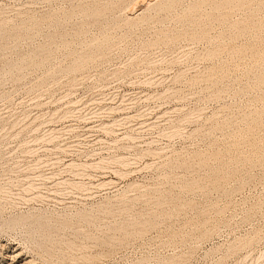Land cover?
<instances>
[{"label": "rangeland", "instance_id": "rangeland-1", "mask_svg": "<svg viewBox=\"0 0 264 264\" xmlns=\"http://www.w3.org/2000/svg\"><path fill=\"white\" fill-rule=\"evenodd\" d=\"M167 1L0 0L3 264H264V0Z\"/></svg>", "mask_w": 264, "mask_h": 264}, {"label": "bare ground", "instance_id": "bare-ground-1", "mask_svg": "<svg viewBox=\"0 0 264 264\" xmlns=\"http://www.w3.org/2000/svg\"><path fill=\"white\" fill-rule=\"evenodd\" d=\"M178 1H180V0H178ZM178 1L177 0H170L169 2L167 1L166 3H164V4H160V7L162 6V8L165 6V7H168V6H170V4L171 5H174V4H177L178 3ZM194 1V0H193ZM197 1H199V0H197ZM196 1V2H197ZM246 0H200L199 2L201 3V5H203L202 4V2L206 5V3L207 2H210V5L212 4L215 8L216 7H221V5H228V4H231V6H230V8H232L233 7V5L232 4H234V6L236 5V7L238 6V5H240V4H243L244 2H245ZM174 2H177V3H174ZM181 2V1H180ZM198 2V3H199ZM251 2V1H250ZM172 3H174V4H172ZM196 4V3H194L193 5L195 6L196 5V7H198L200 4ZM254 3V2H253ZM143 4V3H142ZM141 4V5H142ZM208 4V3H207ZM248 4V3H247ZM148 5H149V3H148ZM150 5H152V4H150ZM149 5V6H150ZM157 5V4H156ZM200 5V6H201ZM147 6V5H146ZM149 6H147V7H149ZM192 6V5H191ZM193 6V7H194ZM212 6V7H213ZM229 6V5H228ZM227 6V9L229 8ZM164 7V8H165ZM241 7V6H240ZM97 7H95L94 9H92V11L89 13V14H91V15H93L94 17H97L101 12V10H98V9H96ZM149 8H151V7H149ZM222 9H224L223 7H221ZM87 10H89V8L87 9ZM215 10V9H214ZM218 10H221L220 8L218 9ZM84 11H86V10H84ZM89 12V11H88ZM87 12V13H88ZM86 13V12H85ZM227 14V13H226ZM92 16V17H93ZM212 16V15H211ZM225 16V15H224ZM93 17V18H94ZM220 17H221V15H220ZM227 17V16H226ZM224 18V17H223ZM133 19L134 18H130V19H128V20H130V21H133ZM249 21V20H248ZM237 23V22H236ZM245 24V23H244ZM246 25V24H245ZM253 26V25H252ZM258 26H259V24H258ZM247 27V26H246ZM261 28V27H260ZM243 29H244V26H243ZM248 29H249V27H248ZM255 30V29H254ZM257 30V29H256ZM245 32V31H244ZM252 32V31H251ZM240 33V32H239ZM238 33V34H239ZM204 38V37H203ZM221 45V44H220ZM244 47V46H243ZM246 47V46H245ZM224 48H226V47H224ZM237 48V47H236ZM235 48V49H236ZM242 48V47H241ZM240 49V48H239ZM254 49V48H253ZM243 50V49H242ZM242 50H240V53H241V51ZM252 50V49H251ZM219 51H221V47L219 46V47H216V48H213V49H211V50H208V52L206 53V57H208V58H212V57H216V55L219 53ZM222 51H224V49L222 50ZM236 51H237V49H236ZM245 51H246V49H245ZM232 52V51H231ZM239 52V51H238ZM237 52V53H238ZM243 52L244 51H242V54H243ZM255 52V51H254ZM236 53V52H235ZM239 53V54H240ZM250 53H251V51H250ZM257 53V52H256ZM256 53H255V55H256ZM92 56L93 55H88L87 56V60H90L91 58H92ZM263 57V56H262ZM256 58V57H255ZM80 67V64H74L72 67H71V69L72 70H76V69H78ZM212 70H214V69H212ZM213 74V73H212ZM262 80V79H261ZM261 83H262V81H261ZM70 112V111H69ZM67 113H68V111H67ZM252 121H253V119H252ZM255 122V121H254ZM106 128V127H105ZM253 128V127H252ZM251 129V128H250ZM251 131V130H250ZM103 159V158H102ZM101 159V160H102ZM99 161V160H98ZM103 161V160H102ZM104 162V161H103ZM202 162V161H201ZM124 163V162H123ZM71 165V164H70ZM76 165H78V164H76ZM90 165V164H89ZM96 165V164H95ZM100 165V164H99ZM88 166V165H87ZM91 166V165H90ZM80 167V166H79ZM102 167V166H101ZM81 168V167H80ZM84 168V167H83ZM65 169V168H64ZM63 169V170H64ZM81 172V171H80ZM84 172V171H83ZM78 173V172H77ZM66 182V181H65ZM111 181H109L108 182V184L110 183ZM72 183V182H71ZM77 183V182H76ZM74 184L73 183V186H76L77 188L79 187V186H83V184L81 183H77V184ZM100 183V182H99ZM61 184H63V183H61ZM98 184V183H97ZM102 184V185H101ZM103 184H105V182H102V183H100L99 185H101V186H103ZM57 185V184H56ZM85 185V184H84ZM31 186V185H30ZM72 186V187H73ZM75 187V188H76ZM80 188V187H79ZM5 192V188H2V187H0V192ZM89 217V215H85L84 216V218H88ZM90 218V217H89ZM49 219V218H48ZM63 223V225H67V222L66 221H64V222H62ZM5 225H7L8 227H11V228H13V227H16V226H28V229H27V233L29 234V235H27V238L29 239V237L32 239V241H34V246H33V248L31 247V249L33 250V251H36V253L37 254H41V257H44V256H46V257H49L48 255H50L51 253H50V246H52V244H55L56 242L55 241H53L50 237H49V234H50V231H48V226H46V224L45 223H43V222H41L40 221V216H38V215H34V214H23V213H21V214H19V215H17L16 217H13L12 219H10L9 218V220H7V221H5V223H4ZM35 237H39V238H35ZM64 243H65V245L68 247V248H72L73 247V243L72 242H68V241H64ZM20 256H22L21 254H20V252H18L17 253V251H13V252H11V254H10V261H11V263H9V264H16L17 262H18V258H20ZM0 257H3V255L0 253ZM14 259H16V260H14ZM14 260V261H13ZM21 263V262H20ZM29 263H31V260L30 261H24V262H22L21 264H29ZM49 263H51V264H53V262H49ZM0 264H3V261H0ZM55 264V263H54Z\"/></svg>", "mask_w": 264, "mask_h": 264}]
</instances>
